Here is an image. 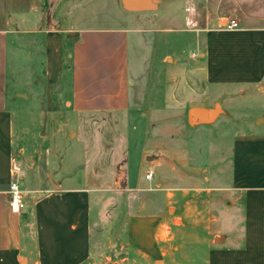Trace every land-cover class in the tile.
I'll return each instance as SVG.
<instances>
[{
	"label": "crops",
	"instance_id": "0c3cea01",
	"mask_svg": "<svg viewBox=\"0 0 264 264\" xmlns=\"http://www.w3.org/2000/svg\"><path fill=\"white\" fill-rule=\"evenodd\" d=\"M41 5L42 0H0V264H264V0H158V11L131 13L188 43L168 64L161 100L162 121L177 120L181 126L176 137L169 129L161 144L150 147L183 154L178 185L211 187L207 204L195 209L192 225L189 221L199 249L192 259L186 254L185 217L176 229V251L171 229L165 227L167 236L161 237L166 224L151 216L128 217L111 243L91 190L69 186L52 174L45 158L34 162L21 150L29 132L26 121L38 125L41 120L8 102L9 43L17 26ZM229 19L237 22L235 30L223 28ZM139 29H44L46 88L65 97L76 114L128 112ZM192 109L205 113L188 123ZM206 163L221 165L207 176ZM13 181L23 194L18 212L8 202ZM134 184L145 186L139 180ZM216 235L222 238L219 246L212 245Z\"/></svg>",
	"mask_w": 264,
	"mask_h": 264
},
{
	"label": "rangeland",
	"instance_id": "374dc122",
	"mask_svg": "<svg viewBox=\"0 0 264 264\" xmlns=\"http://www.w3.org/2000/svg\"><path fill=\"white\" fill-rule=\"evenodd\" d=\"M153 13L151 18L157 20ZM137 17L142 16L125 11L121 0H42L39 13L17 26L9 43L7 98L13 108L30 111L41 120L38 125L37 122L25 123L29 127L21 143L25 156L34 162L39 157L45 158L52 174L63 176L69 186H85L91 190L98 220L109 226L111 243L115 232L123 231L128 217L151 216L166 224L161 237L167 236L165 227L171 229V237H174L171 248L176 251L179 241L176 229L183 225L185 217L188 226L186 254L192 259L199 249L194 248L191 221L195 209L207 204L206 195L211 187H201L200 191L193 185H178V161L183 154L179 149L150 147L152 142L154 147L161 144L162 133L169 129L176 137L181 126L177 120L162 121L161 100L169 80L168 64L188 43L175 36L177 32L164 34L159 30V23L152 19L146 24L138 22ZM53 26H132L143 31L133 47L132 104L128 112L122 115L76 114L65 104V97L46 88L42 31ZM144 29L156 39H151L152 35L146 37L149 33ZM168 34L170 36H166ZM154 109L161 112L153 116ZM144 114L155 119L148 122ZM188 119L187 113L189 123ZM147 131L150 139L145 138ZM157 135L159 138H151ZM220 165L206 163V175L215 172ZM149 171L153 172V178L147 181L145 175ZM190 178H193L192 173ZM137 180L145 186L137 187L134 184ZM221 241V236L216 235L212 245L219 246Z\"/></svg>",
	"mask_w": 264,
	"mask_h": 264
},
{
	"label": "built area",
	"instance_id": "2783aa9c",
	"mask_svg": "<svg viewBox=\"0 0 264 264\" xmlns=\"http://www.w3.org/2000/svg\"><path fill=\"white\" fill-rule=\"evenodd\" d=\"M237 27H238V24L233 19L226 20L223 24V28L229 31L235 30ZM152 177H153L152 171H149L145 175V179L147 180H150ZM8 202H9V207L13 212H18L23 207V194L20 191L19 186L16 181L11 182L9 185Z\"/></svg>",
	"mask_w": 264,
	"mask_h": 264
},
{
	"label": "water",
	"instance_id": "95a60500",
	"mask_svg": "<svg viewBox=\"0 0 264 264\" xmlns=\"http://www.w3.org/2000/svg\"><path fill=\"white\" fill-rule=\"evenodd\" d=\"M158 0H121L122 8L129 12H151L157 9ZM205 111L192 109L188 112L189 119H193L195 116L198 118L203 117Z\"/></svg>",
	"mask_w": 264,
	"mask_h": 264
}]
</instances>
